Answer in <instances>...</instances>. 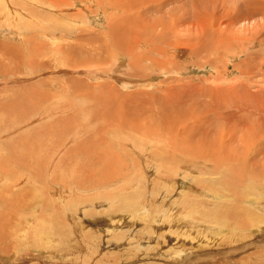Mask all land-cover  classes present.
<instances>
[{
	"label": "rangeland",
	"instance_id": "obj_1",
	"mask_svg": "<svg viewBox=\"0 0 264 264\" xmlns=\"http://www.w3.org/2000/svg\"><path fill=\"white\" fill-rule=\"evenodd\" d=\"M19 1L20 6L32 8L29 7L31 1L27 2L28 5L22 0ZM59 1L61 2L55 0L54 3L59 5L70 2L75 3L76 7H71L70 10L52 9L48 7V5L54 6L50 4L51 1H40L44 7H33L32 19L42 21L45 28L40 33L26 31L24 34L28 38L25 37L24 41L19 38L20 35L17 37L2 34L3 28H6L9 22L4 17L0 18V149L2 150L0 165H5L8 171L12 167L19 169L23 166L22 164L27 167L31 163L30 166L36 165L37 170L42 171L41 173L46 177L40 174V177L46 180L40 178L39 185L37 181H32L33 178L38 179L33 176V173L16 170L17 174L25 176L26 179L21 181L20 189L18 185H11V187H16L12 188L10 193L18 188L19 191L16 189L19 193L17 196L15 192L12 195L7 193L11 195L8 198L4 192L6 200L0 203V209H5L8 204L9 209L11 207L15 213L21 214L25 221L28 217L30 219L27 226L29 230L38 229L46 224L42 221L45 218L46 221L49 220V215L58 217L61 222L56 223L60 224L57 227L65 233L66 238L62 237V241L56 238L49 244L42 242L35 247L41 251L37 254H31L32 247L27 243L24 245L25 249L16 252L19 249L16 245L9 250L16 249L17 254L13 253L14 255L11 254L7 258H1L0 264H120L118 255L115 254L121 252L122 255L129 251L116 252L117 249L113 248L114 242H108L107 239L114 232H126V236L130 234L127 230L128 225L125 226L126 222L122 221L132 212L129 210V205L134 209L143 210L146 206L144 196L148 192L150 196H153L151 189L156 187L154 186L156 180H154L153 165L150 164L148 167L145 158L143 156L140 158L139 153L135 154L136 149L155 153L152 148L155 144L159 147L173 146V136H175L179 138L177 144L180 147L187 142L191 144H189L190 147H199L201 144L200 147H204L205 151L213 149L223 159L230 156L236 159L232 162L240 161L241 164L244 162L243 165L246 164L249 171H257L259 167L262 170L264 167V152H261L264 150V28H261L264 26V14L262 15L264 10L254 11L252 8L253 13L250 12L251 6H248L246 10L242 8L227 14L225 7H231L232 0H147L152 1L151 3L146 0V2L130 0L133 5L136 4L135 1L137 2L135 11L125 13L127 15L123 14L129 18L133 16L136 18L128 20L129 24L126 25L118 21L117 25L123 32L125 30L129 34L130 37L128 35L124 37L125 40L130 39V41L126 40L127 44L133 46L136 42L133 39L142 40L148 37L146 45L149 46L143 44L144 47L136 42L134 45L136 49L132 50L133 54L139 52L137 53L139 59L137 58L134 63L135 68L129 65L130 58L126 55L118 60L121 66L115 73V66H112L114 62L109 65L112 59L109 60L103 56L101 58L103 54L109 55L108 51H114L112 47L108 48L109 44L104 42L109 37V34H106L110 28L109 22L113 21L114 12L110 3L114 1ZM98 1L109 5L108 9L105 5H100ZM123 1L126 2V0ZM84 7H89L87 13L82 12L86 19H82V22L71 21L69 15L74 14L75 18L78 9L81 12ZM116 12L118 13L116 18L120 17L122 13ZM139 17L142 18L139 19ZM22 19L29 20L27 17ZM140 23H142L141 27L147 30L151 28L150 32L148 31L149 34H146L145 29L141 30ZM143 23L149 25V29ZM134 24L138 26L133 28ZM215 26H219L220 30L219 27L216 30ZM132 30L136 36L131 34ZM51 36L59 38L58 44L74 46L73 52L65 48L66 55L61 51L55 53L54 50H59L55 47L58 44L51 42ZM37 41L40 44V53L37 51ZM85 44L88 48L83 47ZM46 45L47 48H45ZM199 45L205 53L196 52ZM51 46H54V50L49 53L47 50ZM121 51L117 50L118 53ZM123 53L127 54L125 51ZM67 55L68 59H66ZM76 57L82 59L80 63L76 61ZM100 59H104L105 62ZM12 68H15L13 71L16 70V72L11 73ZM100 68H104L103 71L99 72ZM97 84L101 85V88L100 86L98 88ZM171 122L174 124L170 126ZM186 126L188 129H185ZM127 133L132 134L133 137L143 133L145 139L138 138V145H133L128 140H124ZM126 137L133 138L129 135ZM209 147L212 149H208ZM234 151H240L245 156L241 157V154H235ZM39 159L42 160L41 164H44V168L39 165ZM1 173L3 176L0 174V178L5 181L0 182V188L3 184L6 187L10 183L9 178H4L6 175ZM219 177L221 178L222 175ZM50 178H54L58 184L60 182L61 184L58 185L54 179L52 182ZM221 179L217 180L216 189L225 195L226 190L222 189L219 183ZM118 180L126 181L124 186L129 187H133V183H136L131 190L121 185L114 187L123 189L119 192L121 196L137 191L126 201V207H122L121 204L109 198L114 191L112 186ZM191 180L194 179L191 178ZM64 183L67 187L69 186V190ZM33 185L39 187L35 189ZM48 185L51 187L48 188ZM80 185H84L82 186L84 189L79 193L76 189ZM46 187L47 193L44 192ZM179 188L181 191L182 187L179 184L171 187L172 193L169 197L178 194ZM21 189L23 191L25 189V193ZM63 190L67 194L70 192L65 199L60 197L61 194H66L61 192ZM57 192L60 193L57 194ZM161 192L163 190L160 189ZM261 192H256L255 199L251 201L252 205L256 204V200L260 201V196L264 197V194H260ZM44 193L45 196H41ZM24 195L28 196L26 199L29 201L39 195L35 200L38 203L33 201L34 205H27L26 209L21 208L17 200L24 199ZM87 197L90 199L88 202L85 200ZM78 198L83 200L78 201ZM209 199L214 198L209 197ZM70 200V209L61 213ZM150 201L148 205L153 206L152 212L159 211L158 205L166 212L178 209L173 204L169 205L170 200L160 199L161 202L158 205H155L154 199ZM221 201L231 202L232 200L222 199ZM43 202L49 203L46 204L48 207L46 211V208L43 210L45 206ZM209 208L213 206L210 205ZM20 209H22L21 213H19ZM13 214H10L8 219L3 217L2 222L4 221V226L7 225L2 232L3 239L9 236L7 233L10 227L15 226L17 229L15 231L19 236L18 232L21 227L27 225L26 222L19 224L13 219L14 217L11 221ZM108 215H116V218L110 222L105 217ZM8 222L13 223L8 224ZM141 225L142 223L139 222L132 227L134 232L138 231L137 236L145 228L150 227ZM182 227H185L182 229L186 233L188 230L186 225ZM263 228H259L254 234L256 237L250 234L244 245L243 241H238L236 236L233 237L234 242H230L225 237L220 239V245L218 243L209 245L206 240L201 243V238L198 236L197 239L195 235L196 232H193V235L188 232L189 237L192 235L191 237L196 238L194 240L196 242L198 240L201 245L190 244V248L195 247L191 251H188V248L187 255L197 253L196 256L200 261L196 260L194 264H258L260 258L264 257ZM5 229H7L6 232ZM241 232L242 234L238 235L244 237L246 235L244 232L249 233L250 230ZM177 234L171 233L166 245L164 244V249L172 243L174 245L178 238ZM191 237L189 239H192ZM9 238L15 240L16 234ZM26 239H28L27 235L20 238L24 243ZM66 239L69 242H66ZM182 239L187 238L182 237ZM6 240L5 246L0 245L8 248H11V245L15 246V243L10 242L11 240L8 238ZM93 242L98 245L97 249L94 248ZM60 248L66 249L61 252L62 255L57 252ZM221 249L224 253L217 254L216 251ZM108 253L114 254L113 257L107 255ZM18 255L22 256L18 257ZM191 259L184 261L188 262ZM135 261H130L128 264H168L167 261L170 260L165 256H157L153 252L145 258V261L139 263Z\"/></svg>",
	"mask_w": 264,
	"mask_h": 264
},
{
	"label": "bare ground",
	"instance_id": "obj_2",
	"mask_svg": "<svg viewBox=\"0 0 264 264\" xmlns=\"http://www.w3.org/2000/svg\"><path fill=\"white\" fill-rule=\"evenodd\" d=\"M22 1L26 5L29 4L27 2H30L31 1L32 4L31 3L30 4L32 6H30V4H29V7H32V8H24V7L20 6L18 4L20 2L19 0H0V18H3L4 17L9 22L8 26H6V28H3V33L2 34L6 33L9 36L10 35H13V36H17V37L20 35L19 38H21L23 41L25 40V37L28 38L24 34L26 31H28V32L37 31V33H40L45 28L44 23L42 21L32 19V16H33L32 10L34 9L33 7H35V8L36 7H44V6H42V3L40 1H51L50 4H54V6L52 7V6H49L48 5V7L52 8V9H55V8L61 9V8H63L62 10H70V9L76 7L75 6V3H70V2H68V3L66 2V3H62V4H59L58 5V4H55L54 3L55 0H22ZM72 1L76 2V0H72ZM113 1H114V3H110L111 4L110 7L113 8V12H114V15L112 17L113 18V21H110L109 22L110 28H109V30L107 29L108 32H106V34H109V37H108L107 40H104V42L106 44H109L108 45V48L109 47H112V49H114V51L113 52H111V50L108 51L109 52V55L105 56L106 54L105 55L103 54V55H101V58L103 56L105 58L107 57L109 60L112 59L111 61H109L110 62L109 65H111L114 62L112 66H115V70H114V72H115V71H117L118 67L121 66V63H119L118 60L120 58H122V57H126V55H128V58H130L129 65L135 68V65L136 64H134V63H136L137 58L139 59V56L137 54L139 52H136L135 51L136 52L135 54H137V55L133 54V51L132 50L136 49V48H134L135 47L134 45H135L136 42H138L139 44H142V46L146 45V43H148V42H146V40H147L146 38H148V37H146V38H144L142 40H140V38H138L139 40L138 39H133V40H136L135 43L132 40L133 43H134L133 46L131 44H127V41H130V39L129 40L126 39L127 40L126 41L124 37L125 36L127 37V35L129 36V34L127 33V31L124 30V32L127 33L125 35V33L118 27L117 23H118V21H120V22L124 23L125 25L126 24H129V21L128 20H131L134 16L132 18H129L128 16H125V15H127L128 13H131L130 11H132V12L135 11V6H137V2L135 1L136 4L133 5L132 4L133 2H131L130 0H126V2L123 1V0H113ZM141 1H145V0H141ZM242 1H243V3H242ZM58 2H61V1L58 0ZM98 2H99L100 5L101 4L102 5H105L106 6V9H108L107 6H109V5H106L105 3L100 2V1H98ZM151 2H148V3H151ZM232 3L233 4H232L231 7H227V6L225 7L226 8V11L225 12L227 14H230V12L233 13V11L241 10L242 8H245V10H246V8L248 6H251V11L250 12H253V10L254 11L264 10V0H232ZM43 4L46 5L45 2H43ZM99 4H97V5H99ZM252 8H253V10H252ZM88 10H89V7L82 8L81 9V12H79V9H78V12L76 13L75 18H74V14H70L69 16L71 17V21H79V22H82V19H84V20L86 19L85 15L82 12L83 11H86V13H87ZM137 10L138 9H136V11ZM223 10H225V9H223ZM116 11H118L119 13H122L120 15L121 18L120 17L116 18V15L118 14ZM186 11H187V9H186ZM123 13L124 14L127 13V14L124 15ZM263 14L264 13H262V15ZM129 15L131 16V14H129ZM194 15H196V14H194ZM23 17H27L29 20H23L22 19ZM135 18H136V16H135ZM135 18H133V19H135ZM141 18L139 17V19H141ZM173 20H175V19H173ZM136 21H138V19ZM141 24L142 23L139 24L140 27H141ZM216 24H218V23H216ZM136 25L133 26V28L134 27L136 28ZM143 25L146 26L147 24L146 23L145 24L143 23ZM218 25H220V24H218ZM148 26L149 25H147L146 27L148 28ZM121 27L123 28V25ZM131 27H132V25H131ZM215 27H217V26H215ZM218 27H217L216 30H218ZM124 28L127 29L126 27H124ZM142 28L143 27H141V30L145 29L146 31L145 30L144 31L147 32L146 34H149L151 28L150 29L148 28L149 30H147L146 28H143V29ZM252 28H253V26H252ZM261 28L263 29L264 26H262ZM134 30H136V29H134ZM134 30H132V33L131 32L130 33L131 34H135V33H133ZM219 30H220V27H219ZM152 32H153V30H152ZM37 33H36V35H37ZM137 33L139 34V32H137ZM140 33H142V31ZM152 34H154V33H152ZM144 35H145V33H144ZM133 36H136V34L133 35ZM133 36H131V38H133ZM141 36H142V34H140V37ZM36 37H38V35ZM142 38H143V36H142ZM150 38H151V36H150ZM51 39H52L51 42L54 41V43H57L59 41V38L56 37V36H51ZM105 39H106V36H105ZM79 42H81V41H79ZM4 44H5V42H4ZM61 44L62 43H60L58 45H55V47H58V49H59L57 51L54 50V46H51V47H49L50 48L49 50H47V49L46 50L49 53L50 52H53V50H54L55 53H57V52L60 53L59 51H61L62 53H65V55H66V52H67L65 50V48L68 49V50H71V52H73L72 49L74 48V46L66 45V44H64V45L62 44V46H60ZM37 45L39 46V49H38V46H37V51H38V53H40L41 52V49H40V44L38 43V41H37ZM219 45H220V42H219ZM140 46L141 45H139V47ZM142 46H141V48H143ZM47 47L48 46L46 45L45 48H47ZM83 47L88 48V46L86 44L83 45ZM92 47H94V46H92ZM198 47L199 48L196 50V52H198V51L204 52V49L202 50V48H201L200 45ZM117 50H122V51L120 53H118ZM124 51H125V53L127 52V54H124L123 53ZM94 52H95V50H94ZM94 52H93V54H94ZM146 52H147V50H146ZM20 55H19V57H20ZM59 55H61V54H59ZM91 55H92V52H91ZM13 56H15V55H13ZM68 57L69 56L67 55L66 59H68ZM83 59H84V57H83ZM86 59H87V61L89 60L88 57ZM140 59L143 60V58H140ZM80 60H82V59H80V57H76V61L77 62L80 63ZM90 60H91V58H90ZM28 61L30 62V60H28ZM101 61H104L105 62L104 59L101 60ZM77 62H75V64H77ZM93 62H94V60H93ZM97 62H99L98 64H100V61L99 60H97ZM104 65L106 66V64H104ZM94 67H96V65ZM58 68H59V66H58ZM60 68H62V67L60 66ZM14 69L15 68H12L11 69V73L12 72H16V70L13 71ZM103 69L100 68V69H98V71L101 72V71H103ZM21 71H23V70H21ZM109 71H111V70H109ZM111 73H113V71H111ZM115 73H117V72H115ZM99 86L101 88V85H99ZM99 86L97 84V87L98 88H99ZM89 96H91V95H89ZM209 110L211 111L212 109H209ZM213 110H215V108H213ZM108 116H110V115H108ZM206 116L204 118H206ZM227 117L229 118L230 116H228V114H227ZM200 121H201V118H200ZM173 124L171 122L170 126L173 125ZM180 124H182V123H180ZM187 127L188 126H186L185 129ZM126 132H127V130H126ZM122 133H123V131L121 132V134ZM128 135L131 136V137H133L132 134H128ZM128 135H126V136H128ZM126 136L124 137V140L125 141L128 140L133 145H138V138L145 139V136L143 135V133H139V135L134 136L133 137L134 139L132 138L133 140L130 139V138H128V137H126ZM205 139H207V138H205ZM156 140H158V139H156ZM246 140H247V138H246ZM177 141H179V138L178 137L176 138L175 136H173V146L159 147L157 144H155L154 147H152L155 153L149 152L147 150H142L141 151V150H139V148L136 149L137 152H135V154L137 155V153H139L141 155L140 158H142V156H143L145 158V161L148 162L147 163V166L148 167H149L150 164L153 165L152 168H154L153 169L154 180H156V184H154V186H156V187L151 189V192H152L153 196H150V193L149 192L147 193V195L144 196V198L146 199V206H145V208L143 210L134 209L131 205H129V210L132 211V212L129 213V215H127V217L125 219H123L122 221L126 222V225L125 226L128 225L127 226V230H128V232L130 234H127V236H126V234H125L126 232H121V233L120 232H114V233L110 234L109 239H107L108 242H114L113 248L114 249H117L116 252L117 251H122V250L129 251L127 253H123L122 255H121V252H119V254H115V255H118V262L120 264H128V262L135 261V260L138 263L139 262H142V261H145V258H147V256L150 255V254H152L153 252L157 256H165V257H168V259L170 260V261H167L168 264H192L193 262L195 263L196 260H199V259L196 256L197 253L189 254L190 256L187 255V249L189 248L188 251H191L195 247V246H193V247L190 248L189 247L190 244L196 243L198 245L199 244L201 245V243L204 240H206V241H208V244L209 245H211V244L212 245L213 244H216L217 245V243L220 245V239L227 237L228 240H230V242H234V238L233 237L236 236L237 240L238 241H241V242L243 241L242 244L244 245V243L246 241V238L250 234L251 235L252 234L254 235V234H256V232H258L259 228L264 227V197L260 196V201H257L256 200V204L255 205H252L251 204V201L253 199H255L254 197L256 196V192L257 191H262L260 194H264V167L262 168V170H260V167H259V170H260L259 171L257 169L258 166H259L258 165L256 169L259 172L255 171V170L254 171H249V168L246 167V164L243 165L244 162H243V164H241L242 162L240 163V161L239 162H234V161H236V159L235 158H232V157L230 158V156L229 157L226 156V158L224 157V159H223V157H220V155L218 153H215L214 150L212 148H210V147L208 149H212V150H208V151L206 150L205 151V148L204 147H202V146L200 147L201 144L199 145V147H190L189 146V144H190L189 142L185 143L183 145V147L182 146L180 147L177 144ZM204 141L206 142V140H204ZM205 142H203V143H205ZM217 146L218 145H216V147ZM213 148H215V147H213ZM132 149L134 150V147ZM206 149H207V147H206ZM219 149H220V147H219ZM229 149H231V148H229ZM215 150H216V148H215ZM247 150H246V152H248ZM222 151H224V150H222ZM235 151H234L235 154L236 153L241 154L244 151V148L242 149V152H240V151L235 152ZM0 152H2L1 149H0ZM256 152H257V149H256ZM261 152L263 153L264 150L261 151ZM222 153H225V152H222ZM12 156H14V155H12ZM242 156L243 155L241 154V157ZM261 157H262V155H261ZM227 158H229V160ZM261 159H263V158H261ZM232 160H234L233 162L235 163V165L232 162ZM240 160H241V158H240ZM41 161L42 160L39 161V165L43 167L44 164H41ZM258 161H260V159ZM254 163H252V164H254ZM256 163H258V162H256ZM30 164L29 165L26 164L27 167L24 166V164H22L23 166L20 167L21 169L20 168L19 169L18 168L16 169L15 167H12V168L8 169V171L5 169V165L4 166H3V164L0 165V174L2 175L1 172H3V174L6 175V176H4V178H6V179L9 178L8 180L10 182V183L8 182L9 184L7 183L8 186L5 187L4 184H3L2 185V188H0L2 190V191H0V203L1 202H4L6 200L5 199V196L6 195H7L6 197L10 198V196L14 192H15L16 196L19 194V193H17L19 191L18 190L19 185H20L21 181H23V180L26 179V177L23 176V175L17 174L16 173V170H18V171H27V172L33 173V176L36 177V178H38V179L34 180L35 178H33L32 181H37L38 183L40 181V178L42 180L46 178L44 176V174L41 173L42 171L37 170L36 165L30 166ZM238 164H241V165H238ZM249 164H250V162H249ZM255 165H253V167ZM33 166H35V167L34 168H31ZM13 172H15V173H13ZM8 174H9V176H8ZM40 174H42L45 178L40 177ZM219 174L222 175V177H221L222 179L219 177L220 176ZM216 175H219V176H216ZM54 178H50L52 182H53V179ZM191 178H193L194 180H191ZM220 179H221V182H219V183H220L221 188L222 189L224 188L226 190L225 195L222 192H220L219 190L216 189L217 180H220ZM48 180H49V178H48ZM4 181H5V179H1L0 178V182L4 183ZM51 181H49V182H51ZM54 181L57 183V181L55 179H54ZM165 181H166V183H165ZM6 182H5V184H6ZM58 182H60V181H58ZM40 183H39V185H40ZM44 183L45 184H48L45 181H44ZM125 183H127V182L126 181L123 182L122 180H118L115 183V185L112 186V188H114L115 186H119V185L124 186ZM13 184L16 185V186L18 185L17 186L18 188H16L18 191H16V189H15V191L13 193H10L12 191V188H15L16 187V186L15 187H11V185H13ZM43 184H42V186H43ZM59 184H61V182ZM134 184H136V183H133V187H129V186H124V187H126L128 189L130 188L129 190H131V189L134 188V186H135ZM166 184H167V187H166ZM177 184L181 185L182 189L180 191V188H179L177 190V193L178 194H174V196L170 198L169 196L172 193L171 192V187H176ZM33 186H34V188L35 187L36 188L39 187L38 185H36V186L33 185ZM82 186H84V185L77 186L76 192H79V193L82 192V189H84V187H82ZM49 187H51V186L48 185V188ZM52 187H54V186H52ZM63 187H65V186H63ZM66 187H67V185H66ZM40 188H42V187L40 186ZM116 188H114V191H113L112 195L109 198L111 200H114L116 203L121 204L122 207H126V205H127V202L126 201L129 198H131L134 194L137 193V191H136V192H133V193H131L129 195H126V196H123L122 195L121 196V195H119V192H120V190L122 191L123 189L122 188H117V191L115 192ZM45 189H46V191H44V192L47 193V190H48L47 187ZM69 189L70 188H68V190ZM118 189H119V191H118ZM160 189L163 190V192L160 193ZM21 191H23V189H21ZM24 191H25V189H24ZM4 192H6V195H5ZM29 192H31V191H29ZM61 192L66 193L65 190H63ZM7 193H9L11 195H9ZM45 193L44 194H41V196H45ZM58 193H60V192H57V194ZM159 193L161 194L160 197H159ZM190 193H193V194L190 195ZM69 194H70V192L68 194L67 193L66 194H61L60 197H62V199H65ZM202 194H204L205 196H200ZM24 197H25V195H24ZM26 197H28V196L26 195ZM26 197L24 199H21V200H19V199L17 200L15 198L18 201V203H20L19 206L21 208L24 207V209H26L27 208V205H34V203H36V202L38 203V201H35V200L38 199L39 195L36 196V197H34V198H32V199H30V201L27 200ZM205 197H207V198H205ZM209 197H212L214 199H209ZM46 198L49 199L47 196H46ZM151 199H154L155 205L156 204L158 205L159 202H161L160 199H162V201H164V200H170L169 201V203H170L169 205L173 204L174 207L177 206L178 209L172 210L171 212H169V210H168V212H166V211L160 209V205H158V207H159L158 210L159 211L152 212L151 209L153 208V206L148 205V203L151 202L150 201ZM222 199H227V200H232V201L231 202H225V201H221ZM82 200L83 199H79L78 201H82ZM85 200L88 202L90 199L87 197ZM33 201H35V202L33 203ZM70 202H71V200L69 202H67L66 206L61 210V213H63L64 210H69L70 209ZM43 203L46 206V207L43 206L44 207L43 210L46 208L45 209V211H46L47 208H48L46 204H49V203L48 202H43ZM79 204H81V203H79ZM244 204H248L249 206H245ZM210 205H212L213 208H209ZM9 206L10 205L7 204L5 209H0V222H1L0 223V244H3V246H5L4 243L7 242L6 239L8 238V240H11V238H9V237H11L14 234H16V238H14L15 240H11L10 241V242L15 243V246H12L11 245V248H8V247H3L2 245H0V260L3 257L7 258L11 254L14 255L13 253H15V255H16L17 254L16 252L21 251V249L22 250L25 249L26 246H24V245H26V243H27V245H29L30 247H32L31 249H32L33 252L31 253V251H30V253L31 254H37V253H40L41 251H38L35 247H37L42 242H46V243L49 244L51 242H54L56 238H58L59 241H62L63 240L62 237H65V233L62 232V231H60L58 229V227H57L60 224H56L58 222H61V219L60 218L55 217L53 215H49L48 216V219L49 220L46 221V218L44 217L45 219H44V221H42L43 223L46 222V224L42 225L38 229L29 230L30 228H28L27 226H28V223H29V220L30 219L27 217L28 220L25 221L24 218H23V216L21 214H18V212H16L17 213L16 214L11 207H10L11 210L9 209ZM163 206L165 207L166 205L163 204ZM7 207H8V209H7ZM165 208H167V207H165ZM19 211H20L19 213H21L22 212V209H20ZM10 214H13L14 215V216L13 215L11 216V218H10L11 221H12V217H14L13 219L15 221H17L19 224H24L26 222L27 225L25 224V225H23L25 227H21L20 232H18L20 234L19 236L17 235V232L15 231L16 227L15 226H14V228H12L13 226L10 227V230L8 229V233H7L9 236H5L7 238L3 239L2 232L4 231V227H6L7 225L4 226V221L2 222V220H4L3 217H7L6 219H8V216ZM24 215H26V214L24 213ZM90 215H92V214H90ZM92 217H94V216H92ZM105 217H107L108 220L110 222H112L113 219L116 218V215H108V216H105ZM41 219H42V217H41ZM6 222H7V220L5 221V223ZM76 222H77V220H76ZM139 222L142 223L141 226H147V227L150 226V227L145 228L144 231H142V233L140 232V235H138L140 238L138 239V236H137V232L138 231L135 228H133L134 230H136V232H134L132 230V227L135 226V224L136 223H139ZM10 223L11 222H8V224H10ZM185 225H186V229H188L186 231V233H184V229H182V228H185V227H182V226H185ZM16 226H17V228H19L18 225H16ZM130 226H131V229H130ZM173 228H176V229H173ZM6 230L7 229H5V232H6ZM139 230H140V228H139ZM247 230H250V232L249 233L244 232V234H246L244 237L238 235L239 233L242 234L241 231H247ZM132 231H133V234L131 233ZM263 231H264V228H263ZM22 232H24V234H23L24 236L27 235V237H28V239H26L25 243L23 242V240H20V238L23 236L22 235ZM188 232L190 234H192L193 232L194 233L196 232L197 234H195V235L197 236V239H198V236L201 238V243H198V240L196 242L194 240L196 238H194V237L192 238L191 237L193 234L190 236L192 239H189L190 237L188 235ZM171 233H178L177 234L178 235V238L176 239L174 245H173V243H172V245H168L167 244L168 247L166 246L167 248L164 249V246L167 243V238H170L171 237ZM168 234H170V235H168ZM260 234H261V232H260ZM262 235H263V233H262ZM201 236L202 237L205 236L206 238H202ZM182 237L183 238H187V239H184L183 240ZM179 238L182 239V240H180ZM209 240H211V241H209ZM19 241H21V242H19ZM191 241H193V242H191ZM66 242H69L68 239H66ZM230 242H227V243H230ZM16 245L19 247L18 251L15 252L16 249H13V251L9 250V249H12V248L16 247ZM93 245H94V248L97 249V246L98 245H96V242H93ZM235 247H234V249H235ZM107 248H108V246H107ZM212 248H213V246H212ZM226 248L230 249L231 251L233 250V248H229V246L226 247ZM50 249H52V248H50ZM240 249H237V250H240ZM65 250L66 249L60 248V249L57 250V252L60 255H62L63 253H61V252L62 251H65ZM216 252H217V254L224 253V251L222 249L221 250H217ZM107 255L113 257L114 254H109L108 253ZM19 256H22V255H18V257ZM183 256H185V257H183ZM187 259H191V260L188 261V262L184 261V260H187ZM253 259H254V257H253ZM258 264H264V257L262 259L260 258V263H258Z\"/></svg>",
	"mask_w": 264,
	"mask_h": 264
}]
</instances>
